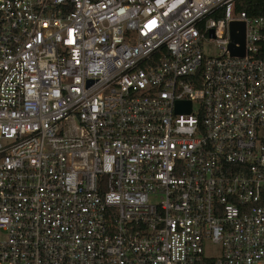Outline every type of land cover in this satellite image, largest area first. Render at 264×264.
Wrapping results in <instances>:
<instances>
[{"label": "built area", "instance_id": "built-area-1", "mask_svg": "<svg viewBox=\"0 0 264 264\" xmlns=\"http://www.w3.org/2000/svg\"><path fill=\"white\" fill-rule=\"evenodd\" d=\"M236 1L0 0V264H264V16Z\"/></svg>", "mask_w": 264, "mask_h": 264}, {"label": "water", "instance_id": "water-1", "mask_svg": "<svg viewBox=\"0 0 264 264\" xmlns=\"http://www.w3.org/2000/svg\"><path fill=\"white\" fill-rule=\"evenodd\" d=\"M239 31V32H238ZM231 37L233 39V42L230 44V50L231 53L234 55L244 54V32H245V26L243 22H232L231 23ZM235 42L240 43L241 47L238 48L235 46ZM183 102L177 103V111L182 110L183 108H186V110H191V102L188 101L187 104L184 106Z\"/></svg>", "mask_w": 264, "mask_h": 264}, {"label": "trees", "instance_id": "trees-1", "mask_svg": "<svg viewBox=\"0 0 264 264\" xmlns=\"http://www.w3.org/2000/svg\"><path fill=\"white\" fill-rule=\"evenodd\" d=\"M236 11H245L251 16H264V0H237ZM201 264H215L214 260L207 259Z\"/></svg>", "mask_w": 264, "mask_h": 264}, {"label": "rangeland", "instance_id": "rangeland-1", "mask_svg": "<svg viewBox=\"0 0 264 264\" xmlns=\"http://www.w3.org/2000/svg\"><path fill=\"white\" fill-rule=\"evenodd\" d=\"M204 52L207 55H218L220 51L213 43H206L204 45ZM156 199L157 198H152V200H156ZM220 253H221L220 244H215L212 242H208L206 244L205 255L207 257H215V256H218Z\"/></svg>", "mask_w": 264, "mask_h": 264}]
</instances>
